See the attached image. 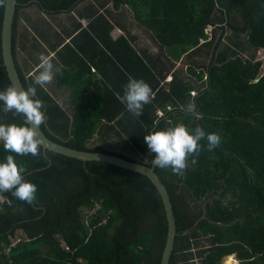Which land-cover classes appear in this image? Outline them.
<instances>
[{
    "label": "trees",
    "instance_id": "16d2710c",
    "mask_svg": "<svg viewBox=\"0 0 264 264\" xmlns=\"http://www.w3.org/2000/svg\"><path fill=\"white\" fill-rule=\"evenodd\" d=\"M17 1L13 56L24 88L32 86L44 54L58 68L57 88L69 92L65 109L54 103L47 83L37 86L45 134L73 149L152 167L154 153L144 142L152 131L184 122L218 133L220 144L209 150L202 139L182 174L153 166L177 226L170 264H222L228 256L226 264H235L233 254L241 264H264V0ZM5 2L0 0V89L12 84L2 50ZM32 8L72 17L61 25L64 37L50 21L31 16ZM138 30L158 52L141 42ZM66 38L71 41L63 46ZM202 56L207 63H198ZM177 63L185 69H174ZM131 78L152 88L140 116L123 99ZM23 120L0 108V123ZM112 139L128 152L105 147ZM6 155L0 142V159ZM14 155L37 192L30 203L13 190L0 192L11 202L0 204V264H161L168 220L146 175L42 146L36 156ZM212 194L218 197L204 207L192 205ZM83 211L89 213L85 221ZM17 230L27 239L12 245Z\"/></svg>",
    "mask_w": 264,
    "mask_h": 264
},
{
    "label": "clouds",
    "instance_id": "9594fccd",
    "mask_svg": "<svg viewBox=\"0 0 264 264\" xmlns=\"http://www.w3.org/2000/svg\"><path fill=\"white\" fill-rule=\"evenodd\" d=\"M82 23L85 26L83 21ZM55 74V66L50 58L41 54L40 71L35 75L32 86L20 89L10 84L0 89V108L4 111H14L15 114L24 117L22 123H0V142L8 152L6 157L0 159V192L13 190L18 199L29 203L35 199L37 186L24 179L25 169L17 162L14 154L33 156L40 154L43 141L38 129L46 120V111L42 100L38 98L37 86L50 82ZM169 77L171 80H168ZM169 77L165 80L166 83L172 81V75ZM151 96L152 88L149 83L143 79L131 78L125 86L123 99L127 110L140 116L144 106L151 102ZM187 111L193 112L194 107L189 106ZM205 138L209 150L221 142L218 133H206L200 126L193 128L184 122H177L145 135L144 142L150 152L154 153L152 158L154 167L170 168L174 173L182 174L188 165V157L199 152L203 147L200 141ZM233 256L234 260L241 264L236 255Z\"/></svg>",
    "mask_w": 264,
    "mask_h": 264
},
{
    "label": "water",
    "instance_id": "95a60500",
    "mask_svg": "<svg viewBox=\"0 0 264 264\" xmlns=\"http://www.w3.org/2000/svg\"><path fill=\"white\" fill-rule=\"evenodd\" d=\"M17 3V0H6L5 2L2 26V50L4 64L11 83L20 89H25L18 74L15 59L13 56V23L16 15ZM38 131L40 138L43 141V144L41 146L44 150H51L58 154L79 159L82 161H99L114 164L124 169L146 175L152 181V183L156 186L157 190L162 196L168 220L167 243L162 254L161 264H170V259L175 248V239L178 234L177 226L170 195L166 186L163 184V182L160 180V177L155 172V168L153 166L150 167L149 165L143 163L127 160L114 154H108L104 152L82 151L67 147L63 144L51 140L45 134L41 125L39 126Z\"/></svg>",
    "mask_w": 264,
    "mask_h": 264
},
{
    "label": "rangeland",
    "instance_id": "374dc122",
    "mask_svg": "<svg viewBox=\"0 0 264 264\" xmlns=\"http://www.w3.org/2000/svg\"><path fill=\"white\" fill-rule=\"evenodd\" d=\"M28 12L31 14V16L33 15L35 18L44 19L45 21H50L54 26H57L58 29H56V30L60 31L59 34L61 32H63V37H64V31L61 29V25L64 24V23L72 22V17H70V16H68V17L65 16V15H59V16H55V17L47 16V15L39 12L38 10H36L34 8L28 10ZM71 16L77 17L75 14H72ZM23 26H25V24H23ZM137 33L141 37V42L142 43H148V45H150L155 52L159 51L158 46H156V44L153 42V39L149 35H147V33L145 34L141 30H138ZM60 36L62 37L61 34H60ZM70 39L71 38H66L65 43H68V40H70ZM225 42H227V39H226ZM263 60H264V58H263ZM197 61H198V63H207V58L202 56V57H199L197 59ZM175 66L176 67L174 69L177 68L178 70L184 68V64L183 63L182 64L177 63ZM46 87L50 88V89L51 88H55L51 92V94H52V96L54 98L53 99L54 103L59 105V106H61V107L63 106L65 109H67V103H68V99H69L68 90H66V89L63 90V89L57 88V86H56V84L54 82V78L50 82H47ZM160 115H162V114H160ZM96 143H98V140L95 139V140L90 142V145H95ZM105 147H107L109 149H115V150H119V151H127L128 152V150L126 148H124L123 142L118 141L116 139H112L111 141L106 143ZM146 158H147V161L149 162L150 159L148 157H146ZM214 197L216 198V197H218V195H216V194L208 195L207 197L202 198V199H200L198 201H195V202L193 201L194 203L192 205H195V206H198V207H204L208 202H211ZM231 199H232V197L228 196L225 201H229ZM96 209H97V207H96ZM96 209H95V211H96ZM83 213L85 214L84 215V221H85V220L88 219L87 218L88 217L87 214H89V213H87L86 211H83ZM93 214H94V211H93ZM88 222L89 221H87V223ZM26 239H27V237H26L25 233L23 231H21V230H17L16 233H15V237H12L11 241H12V243H16L17 244V243H19V242H21L23 240H26ZM205 244H207V243H205ZM227 258L228 257L223 259L222 264H226ZM234 262H235V264L238 263V261L236 262L235 260H234Z\"/></svg>",
    "mask_w": 264,
    "mask_h": 264
},
{
    "label": "built area",
    "instance_id": "2783aa9c",
    "mask_svg": "<svg viewBox=\"0 0 264 264\" xmlns=\"http://www.w3.org/2000/svg\"><path fill=\"white\" fill-rule=\"evenodd\" d=\"M84 24L86 25L87 23L85 21H83ZM212 31H213V27H208L206 29V34L208 35L209 38L212 37ZM203 42V41H202ZM168 80H171V77L168 78ZM195 92H193L194 94ZM159 114H162V111H160ZM161 116V115H160ZM0 202L2 203H7L8 205L11 203L9 199H6L4 196L0 195ZM16 243H13L12 245H15ZM7 251H10V248L7 249Z\"/></svg>",
    "mask_w": 264,
    "mask_h": 264
},
{
    "label": "crops",
    "instance_id": "0c3cea01",
    "mask_svg": "<svg viewBox=\"0 0 264 264\" xmlns=\"http://www.w3.org/2000/svg\"><path fill=\"white\" fill-rule=\"evenodd\" d=\"M70 41H71V39L70 40H68V43H64L63 44V46H65V45H67V44H69L70 43ZM62 46V47H63ZM61 49V48H60ZM56 54L57 53H51V56L50 57H53V58H55V59H57V56H56ZM58 60V59H57ZM59 61V60H58ZM59 65H63V63L62 62H59ZM55 66V65H54ZM58 68H57V66H55V70H57ZM60 69V68H59ZM93 71V70H92ZM53 89H55V88H53ZM52 92V91H51Z\"/></svg>",
    "mask_w": 264,
    "mask_h": 264
}]
</instances>
